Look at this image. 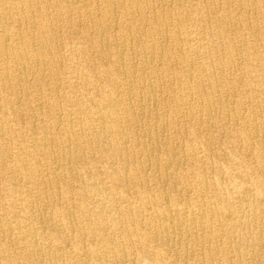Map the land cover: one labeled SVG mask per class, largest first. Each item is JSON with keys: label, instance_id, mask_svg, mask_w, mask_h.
<instances>
[{"label": "bare ground", "instance_id": "obj_1", "mask_svg": "<svg viewBox=\"0 0 264 264\" xmlns=\"http://www.w3.org/2000/svg\"><path fill=\"white\" fill-rule=\"evenodd\" d=\"M168 1L0 0V137L25 125L0 142V264H264V0ZM66 62L93 89L76 108ZM46 79L35 123L22 101ZM95 151L72 192L66 164Z\"/></svg>", "mask_w": 264, "mask_h": 264}, {"label": "rangeland", "instance_id": "obj_2", "mask_svg": "<svg viewBox=\"0 0 264 264\" xmlns=\"http://www.w3.org/2000/svg\"><path fill=\"white\" fill-rule=\"evenodd\" d=\"M164 2L167 4V5H165L166 8H171L174 5L173 3L169 2L168 0H164ZM80 8H81V10L84 9V7L81 6V5H80ZM51 12H53V11L51 10ZM61 28H62L63 31L61 33V36L62 37L61 36L59 37L61 39L59 41V45L61 44V48L65 50V47L67 45H71L72 44V41L77 36V34L74 35L73 33L68 32L67 29H66V27L64 25H61ZM186 28L190 30V27L186 26ZM240 32L243 34V36L246 39L251 40L252 37L250 35L251 34L250 32H248L245 29H241ZM246 32H247V34H246ZM63 36H65V37H63ZM62 38H63V40H62ZM133 61H135L136 65L138 67L141 66V62H140V60L136 56L133 58ZM91 63L92 64H95L94 62H91ZM73 65H82L81 60L76 59L75 62L73 63ZM64 66H65V68L63 69L62 77H61L60 81H58L56 83L55 87H57L61 91H64L65 96L67 98H69L67 100H64L63 99V102H65L64 103L65 107L66 108H70V107H75L76 108V107H78V103L77 104H75V103L77 101H79V99H83L84 97L88 99V98H91L93 96L92 95L93 94V89L91 87H87V86L84 87V85L82 83H80L79 78H76L75 76H73L68 71L69 69L72 70L70 64H68L66 62V63H64ZM10 71L12 73H14L15 72L14 67L11 66L10 67ZM44 78H46V76H44ZM29 80H31V78ZM34 80L35 79H32L31 82H33ZM46 81L47 82L45 84H44L45 81L43 83L39 82L40 85H38L36 88L35 87L32 88L31 86H29L28 87L29 88L28 98H26L25 101H22V102H27L28 106L25 109L21 108V111H20L21 113L20 114L21 115H24V114L31 115V118L33 119V121L35 123H37V120H36L37 119V116H36L37 113H36V111L37 112L41 111L42 112V115L44 116V112H45L46 106H47V98L49 96V94H48V88L50 89V86L54 83V81L53 80H50V79H46ZM28 83H30V82H28ZM84 94H85V96H84ZM161 96L164 97V98H168L170 96V92L163 91L161 93ZM130 98H131L130 101L132 103V101H133L132 99L135 98V96H131ZM55 100L59 104V108H57L55 110L56 114L54 116H55V119L58 120V122H59L61 119L65 118L64 113H63L64 107L61 104L62 103L61 96L60 97H55ZM153 107L156 108V106H154V105H153ZM5 111H3V112H5L6 113V116L10 119L12 117V115L10 114L9 110H5ZM74 111H75L76 114H78L77 110H74ZM44 118L46 119L45 116H44ZM22 125H24V124L23 123H18V125H16V127L18 129H21L22 128L21 130L25 134V127H24L25 125L23 127H22ZM23 132H20L19 134H15V135H10L9 137L6 134H3L0 137V142H2L4 144H8L9 147H10V149L12 151H14L16 149V147H17V144L15 142L22 139L21 136H20V134L23 133ZM53 132H56V131H53ZM24 142H22V144H28V143L30 144V142H28L27 140H25ZM239 143H240V141H239ZM193 151L195 152L196 155H199L200 154V152H199V150L197 148L196 149L194 148ZM95 154H96V156H97V154L99 156V152L97 153L95 151ZM98 156L96 158H93V159L88 158V157H83L82 159H78L77 161H74V162L68 161L70 164L67 163L65 167L68 169V171L70 172L69 174H71V177H72L71 178V183H72L73 187L75 188V189L72 190V192H74V190H76V189L81 188V186L84 183V181H83L84 178H86V177L90 178L89 174L91 172V169H93L94 166L98 168V169H96L97 171H104L103 168L106 165V161L108 162L109 160L106 159V158H104V157H100V156L98 157ZM181 158H183L181 160V163H180V165L182 166L183 163L185 162V160H184L185 159V156H181ZM60 159H62V160H60ZM60 159H59V163H62L64 160L61 157H60ZM250 160L252 161V159H250ZM102 163H104V164H102ZM41 167H43L44 170L43 169L42 170H38L37 175L45 178L46 177L45 174L47 173V171H52V170L50 168L48 170L46 166H41ZM141 168H142V171L144 173L148 174V175L153 174L155 172L157 173V171H158V169H156L155 167H153L152 165H150L149 163H147L145 161H142ZM147 168H148V170H147ZM152 168H153V170H152ZM55 171H56V174L59 173V172H61L62 171L61 166L59 165L58 169H56ZM79 174H80V176H79ZM116 191L118 193H121V194L122 193H126L127 191L129 192L128 188H126L124 186H116ZM4 194H5L4 190H1L0 195L3 196ZM46 195H47V191H41L38 194V196L40 198V201H43L45 199L44 196H46ZM97 197L98 196L95 194V195H92L91 198L90 197L87 198L85 200L86 205L88 204L89 200H92L93 201ZM52 204L53 203H50V205H46V208L52 207L53 206ZM94 208H96V207H94ZM133 245L136 246L135 244H130L129 245V249L131 251H133L134 253L138 254L136 252V250H135V247Z\"/></svg>", "mask_w": 264, "mask_h": 264}]
</instances>
